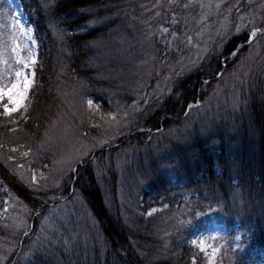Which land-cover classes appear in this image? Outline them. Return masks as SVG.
I'll return each instance as SVG.
<instances>
[{
	"label": "trees",
	"instance_id": "obj_1",
	"mask_svg": "<svg viewBox=\"0 0 264 264\" xmlns=\"http://www.w3.org/2000/svg\"><path fill=\"white\" fill-rule=\"evenodd\" d=\"M222 1L219 12L210 8L207 13L205 41L183 60L163 56L164 47L155 39L158 29L170 26V16L179 30L198 27L194 15L209 9L206 0L203 6L189 0H53L52 8L44 6L48 0H22L38 44L35 77L27 111L5 116L0 108V186L19 201L29 225H0V264H193V258L195 264H207L191 239L211 216L232 235L236 224L243 230L239 246L230 241L215 264H249L257 251L264 252V31L243 44L253 27H264V0ZM1 10L9 12L5 0H0ZM221 11L227 13L226 24L212 20L215 15L220 19ZM143 84L152 92L159 85L161 92L145 103L133 90ZM252 85L248 110L254 119L247 113L242 117L257 125L240 141L242 149L235 146L230 153L218 148L223 144L214 142L216 130L209 129L202 134L207 138L190 144V153L175 147L169 155L173 168L161 169L158 183L151 180L156 186L141 191L168 203L179 195L176 191H192L199 208L191 222L166 224L170 229L163 233L138 218L113 219L97 182L103 179L100 169L106 163L100 160L107 148L111 157L120 149L126 153L142 147L154 136L151 131H166L187 105L204 102L215 87H239L244 96ZM136 105L142 107L132 114ZM119 118L126 129L115 139L118 146L103 145L89 161L91 156L61 175L59 162L58 185H40L55 167L59 149L67 151L78 138L97 144L104 125ZM138 127L150 130L141 134ZM130 133L132 142H126ZM55 137L60 145L50 140ZM22 167L41 175L39 182L26 178L35 189L23 185L17 174ZM171 172L174 187L169 186Z\"/></svg>",
	"mask_w": 264,
	"mask_h": 264
},
{
	"label": "rangeland",
	"instance_id": "obj_2",
	"mask_svg": "<svg viewBox=\"0 0 264 264\" xmlns=\"http://www.w3.org/2000/svg\"><path fill=\"white\" fill-rule=\"evenodd\" d=\"M189 1L190 4L197 3L199 6H203L204 2H202V0ZM5 2L9 12L7 10L0 11V25H4L7 28V30L0 29V32H3L4 39H8V31L11 30L10 25L12 19L14 18L15 20L20 21V23H22L26 29H32V31L28 33L27 36H21L18 31L16 33L21 45L26 46L23 55L27 57V49H31L32 52L35 53V57H37L38 44L33 35V27L28 21V15L24 11L22 0H5ZM223 3L224 1L222 0H206L205 4L209 7V9L205 10V12L199 11L194 15L195 22L198 24V27L190 30L188 29L187 31L184 29V27H180V30L177 29L174 26L175 16H170V26H160L155 37L156 41L161 43L162 47H164L163 56L167 57L169 54H171L184 60L195 49L198 48L200 42L203 44L206 34L205 28H208L209 26L208 21L210 16L207 13L213 10L210 8H214V10L219 12V10L222 9ZM221 13L223 15L220 16V19L215 15L212 20L214 22L218 21L220 23L224 22L226 24L227 13L223 11H221ZM253 39L254 38L252 37L251 42H253ZM11 62L12 61L9 60V63ZM32 70L33 69H30L29 72ZM217 75L220 76V72ZM139 80L141 82L140 77ZM238 85L244 86L243 83H239ZM152 87L155 92L148 90L150 87L146 84H143L142 86H139L133 90L134 93L139 96V98L145 100V103H147L149 100H151L153 95L157 96L158 93L161 92V90L158 89L159 85ZM254 87L255 86H253L249 92L247 91L244 93V96H246L245 98L242 94L243 92L241 88L239 87L231 86L228 89L215 87L213 90H211L207 100L204 102L191 106H189L190 104L187 105L185 111L182 113V116L179 117L166 131H151L150 133L155 132L154 136L145 142L144 146L137 148L130 147L126 153L120 149L117 152L115 151L116 153L114 152L115 154H113L111 157L108 155L110 151L109 149L111 148H107L105 150V154H102L100 161L106 163L109 167L106 170V164L101 166L100 171L103 173V179L102 182L97 179V182L100 188L99 193L105 200L106 208L113 216V219L118 216H121L122 219L128 218V220L138 218V220H140L142 223L144 221L145 225L163 233L170 229V227H166V224L174 225L177 223L181 224V222H191V217L195 212L194 210L199 208L194 204L197 196L196 194H193L192 191H176L175 193L178 192L179 195H177L176 198L170 203L160 201L155 202L154 200H151L150 195L146 194L143 196L141 191L144 188L147 189L148 187L156 186L152 185L151 180H154L156 183H158L156 179L159 172L162 171L161 169L166 168L165 171H168L173 168V165H171L172 158L170 159L169 155L177 147L182 149L185 148L182 151L184 155L187 154V148H189L188 153H190V144H193L196 142V140H204V138H207V135L202 134H204V132L208 131L209 129L216 130V138L213 139L214 142L221 140V143L223 144L222 147L219 146L218 148L227 149V152L230 153L235 151V146H238L239 150L240 148L242 149V147H240V141L245 138L248 139V133H251V131L254 129L253 126L257 125V122L254 125L250 124V121L248 123L244 122L245 118L251 117L248 108L249 105H252L251 102H253L252 93L254 91ZM1 107L2 106H0V108ZM141 107L142 106L140 105H136L131 113L133 114L134 111L139 110ZM192 107H195L196 109H191ZM246 113L248 114L247 117L243 118L242 116H245ZM214 120H216L214 123L215 127L211 128L212 126H210V123L214 122ZM217 120H219V122H217ZM216 122L218 124H216ZM224 126L227 127V129H225ZM240 126H245V130H247V132L242 131ZM125 129V121L119 118L118 120L110 121V123L107 122L104 125L102 129L103 132L98 133L97 135V137H104L102 141L98 142L97 144L88 145V143L85 144L83 140L78 138L68 147V149H66L67 151L59 149V157L55 162V167L44 176L45 179H42L43 182H41L40 185L44 187H55L58 185V175H61L64 169H67L66 172L70 171L67 164L65 165V163H63L66 157H71L73 161H76L77 157H79L80 160L83 161V159H88L91 156L88 159L89 161L93 154L102 151L103 145L108 144L107 147H113L114 145L118 146L119 143H116L115 139L119 136V134L124 133ZM148 130L150 129L138 127L135 131L144 134V132H147ZM192 132H198V135L190 136ZM227 133H229V136H231L233 140H230V138L226 136ZM131 134L132 133H130V135L128 134V136L125 138L126 142H132ZM50 140L59 142L58 137L50 138ZM80 141H82V143H80ZM233 142H236L237 144ZM96 146L98 147L95 149ZM247 147L250 148V142L248 143ZM218 148H216L217 151ZM163 151L168 153L164 156ZM82 152L87 154L81 155ZM59 162L60 166L58 167ZM79 163L82 162H74L72 164V168L75 169V164ZM96 164L97 163L94 161L92 162V166H95ZM56 168L59 169V174L56 172ZM38 170L40 172L43 171L42 169ZM107 171L110 173L109 178L106 176ZM171 173L169 186L171 185L174 187L176 185V176L174 172ZM17 174L23 180L22 181L18 179V181L20 183L22 181L24 186L27 185L31 189L35 188L28 183V179H26L27 176L29 177L30 182H39V180L42 178L41 175H37L36 173H33L31 169L24 167L20 168V172L17 170ZM98 175H100V172L95 174V176ZM33 177H35V179H33ZM0 181L3 184L1 179ZM31 192L34 193L33 191ZM192 197L194 199H189ZM144 201L147 202V205L144 204ZM149 201L150 204L148 205ZM145 209L146 211H144ZM24 213L25 211L19 204V201L13 199L8 190L4 188V185L3 187L0 186V225L5 228V226H7L9 223L13 224L14 222L17 227H22L24 225L23 222L25 221ZM211 219L212 220H210L209 223H206L203 229L200 228L197 235L194 236L193 240L197 241L195 244L196 246L199 247V240L203 239L207 245L221 249L222 245H226L232 240H239L236 239V237H240L243 233V230L238 229L237 224L234 225L232 229L235 231L236 235L231 237L229 235V231L226 230L222 224L218 223L214 216H212ZM123 222L125 224H129L127 221ZM25 224H27V220L25 221ZM28 225L29 223L27 224V227ZM211 237H216V239H211ZM238 245L239 242L236 243L234 247ZM250 251L252 253L254 251V247ZM203 253L206 256L207 264H215V260L219 256V251L214 257L211 254L210 248ZM257 254L259 258L264 259V252L257 251ZM253 264H264V261H258Z\"/></svg>",
	"mask_w": 264,
	"mask_h": 264
},
{
	"label": "snow or ice",
	"instance_id": "obj_3",
	"mask_svg": "<svg viewBox=\"0 0 264 264\" xmlns=\"http://www.w3.org/2000/svg\"><path fill=\"white\" fill-rule=\"evenodd\" d=\"M44 6L46 8L54 7L53 0H48ZM0 29L7 30L4 25H0ZM10 29L7 40L4 39L3 32H0V106H2L5 116H11L21 109L27 111L25 101L28 98V93L34 83L35 77V71L32 70L29 72V70L34 69L36 64L35 53L31 49H27V57L23 55L26 46L21 45L16 35L18 31L21 36H27L32 29H26L20 21L14 18L11 21ZM260 32V29L253 27L250 35L255 38ZM9 60L12 62L9 63ZM88 104L91 106L92 101L89 100ZM86 154L84 152L81 153V155ZM74 162L83 161L79 157H77L76 161H73L71 157H66L63 161V163L67 164L70 171L75 170L72 168ZM211 239H216V237H211ZM236 239H240V237L237 236ZM192 243L196 244L197 241L193 240ZM199 248L201 252L210 248L213 257L220 250L211 245H207L203 239L199 240ZM193 264H195V258H193Z\"/></svg>",
	"mask_w": 264,
	"mask_h": 264
},
{
	"label": "bare ground",
	"instance_id": "obj_4",
	"mask_svg": "<svg viewBox=\"0 0 264 264\" xmlns=\"http://www.w3.org/2000/svg\"><path fill=\"white\" fill-rule=\"evenodd\" d=\"M217 121H219V120H217Z\"/></svg>",
	"mask_w": 264,
	"mask_h": 264
}]
</instances>
